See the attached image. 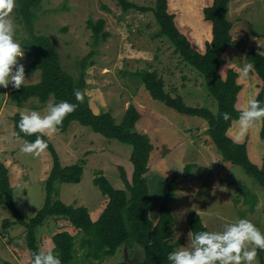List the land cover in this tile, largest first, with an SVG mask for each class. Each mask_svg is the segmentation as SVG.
Masks as SVG:
<instances>
[{
  "label": "rangeland",
  "instance_id": "1",
  "mask_svg": "<svg viewBox=\"0 0 264 264\" xmlns=\"http://www.w3.org/2000/svg\"><path fill=\"white\" fill-rule=\"evenodd\" d=\"M129 1L150 8L156 4V0ZM208 2L210 0H170V9L178 14L180 28L187 33L198 51L205 48V41L209 37V27L200 14L201 7ZM38 14L36 33L52 41L61 56L63 68L75 78L80 75V61L91 52L92 31L88 29V22L99 19L106 21L105 30L111 36L99 47L93 59L95 63L87 71L86 93L96 114L111 112L117 123H121L130 105L136 106L143 115L136 129L148 135L154 146L150 161L154 195L152 217L156 204H162L165 200L168 188L166 180L177 176L176 198L170 205L176 223L173 226V242L180 244L177 249L188 242L191 230L187 217L191 213H198L209 231L220 230L225 222L236 218H247L264 231V187L242 167L224 159L210 141L209 127L204 120L180 115L154 100L140 81L130 75L140 69L156 71L164 79L166 91L173 97L182 96L190 107H205L214 113L218 111L203 77L174 54L173 47L166 39L157 37L159 26L152 13L137 10L124 13L115 0H44ZM13 15L19 31L24 34L23 27L16 19L15 9ZM259 42L238 54L225 55L223 75L233 66L238 67L234 70L239 73L242 66L249 63L247 57L251 51L257 49L264 53V46ZM32 60L26 54L20 60L25 65L26 85L40 81V73L31 75L27 71ZM239 83L243 90L237 106L241 110L250 97L256 98L259 81L252 73L248 79H240ZM11 88V85L8 88L0 87V162L9 170L14 191L13 203L23 220L30 222L45 204L46 180L54 162L48 149L38 157L20 153L24 141L15 136L14 117L22 111L31 110L45 114L46 106L53 104L54 99L46 105L33 99L24 108H19L11 101ZM237 127L235 122L229 131L233 140ZM261 128L262 122L239 142L247 143L251 160L260 167L264 164ZM47 137L53 143L62 166L82 161L85 165L80 184L55 185L54 202L86 207L92 220L98 221L108 204V198L94 185V180L102 176L115 189H125L120 168L127 171L131 180L134 170L131 148L109 140L78 122L66 133L58 130ZM189 165L194 168L186 177L185 169ZM5 220L14 222L15 217L7 207L2 206L0 264H30L32 256L27 243V230L19 224L7 229ZM64 231L75 237V249L78 251L71 264H141L145 259L144 249L137 244L124 246L115 256L102 261L88 259V251L80 250L84 233L64 218H49L36 230L38 249L54 251L53 237ZM257 261L261 264L258 257Z\"/></svg>",
  "mask_w": 264,
  "mask_h": 264
},
{
  "label": "trees",
  "instance_id": "2",
  "mask_svg": "<svg viewBox=\"0 0 264 264\" xmlns=\"http://www.w3.org/2000/svg\"><path fill=\"white\" fill-rule=\"evenodd\" d=\"M43 1L17 0L16 19L27 37L23 40V47L25 54L33 59L27 71L31 75L40 73V81L22 86L19 90L11 88V101L19 108H24L33 99L38 100L42 105H46L52 98L53 104L61 100L78 104L76 110L64 119L63 125L58 130L66 133L74 123L78 122L109 140L130 147L131 162L134 167L133 177L130 180L127 171L120 168V177L125 186L123 190L115 189L105 177L101 176L94 180V185L99 188L104 197L108 198V204L102 215L98 221L94 222L86 207L67 205L62 201L54 202L55 185L57 183L80 184L85 165L82 161L74 165L62 166L53 143L45 136L44 139L48 143L47 149L53 157L54 164L46 180L45 204L30 222H25L16 209L13 203L14 191L9 170L0 162V207H7L15 217L14 222L5 220V227L8 229L11 225L19 224L27 230V243L31 256L38 250L36 230L49 218H64L75 229L84 233L80 250L88 251V259L102 261L107 257L115 256L124 246L131 247L137 244L145 251V259L141 264H169L168 253L180 246L179 243L173 242L175 217L170 207L176 198L177 176L174 175L166 180L167 194L160 205L158 220L153 221L150 210L152 197L149 181L152 177L150 161L154 146L148 135L136 129L143 115L136 106L130 105L121 123H117L111 112L96 114L86 93L87 71L94 65L93 59L99 47L111 36L105 30L106 21L99 19L88 22V29L92 31L91 52L80 61V75L75 78L63 68L61 56L52 41L47 36L38 35L35 31L36 21L40 17L38 11ZM115 1L124 13L137 10L154 15L159 26L157 37L166 39L173 47L174 54L203 77L210 96L217 103L218 111L214 113L205 107H190L185 104L182 96L173 97L166 91L165 81L156 71L140 69L130 75L140 81L154 100L180 115L204 120L209 127L210 141L224 159L232 165L242 167L249 176L264 187V164L260 167L251 160L247 143H234L229 136V131L240 111L237 105L243 90L242 85L237 83L236 70H228L227 74L222 75L221 78L222 68L226 64L225 55L230 49L239 48L243 43L241 39H236L231 34L233 23L228 18V7L234 0H213L212 4L201 7L203 21L210 23L212 27V38L205 41L204 52L196 50L190 37L180 28L177 21L178 14L170 9V0H156L153 8L138 6L129 0ZM247 59L254 65L253 74L259 81L256 99L264 105V55L252 51L248 53ZM74 89H80L86 93L83 103L76 101ZM224 112L231 115L230 121L223 120L221 114ZM19 120L20 115L17 114L14 117L16 138L22 139L24 143L34 141L35 135L26 136L19 132ZM260 136L264 141V121H262ZM193 168L194 166H187L184 175L189 177ZM254 200L256 201V197ZM187 223L193 232L209 231L198 213L189 214ZM53 243L54 252L59 254L62 264H71L78 252L75 249V237L69 232H60L54 235ZM257 257L261 260V264H264V251H258Z\"/></svg>",
  "mask_w": 264,
  "mask_h": 264
},
{
  "label": "clouds",
  "instance_id": "3",
  "mask_svg": "<svg viewBox=\"0 0 264 264\" xmlns=\"http://www.w3.org/2000/svg\"><path fill=\"white\" fill-rule=\"evenodd\" d=\"M16 6L17 0H0V87L11 85L19 90L26 86L27 80L25 65L20 62L25 55L23 40L27 37L19 31L14 19ZM253 71L252 63L244 64L238 73L237 83L240 79H248ZM222 75L223 71L221 78ZM85 95L80 89H74L76 101L83 103ZM77 107L78 104L61 100L47 105L45 114L38 110L20 112L19 132L36 136L34 141H26L21 146L20 153L40 156L48 147L44 137L56 134L64 119ZM221 115L225 121L232 119L228 112ZM262 121L264 105L255 97H250L236 118L238 127L234 143L242 141ZM258 251H264V231L247 218H236L225 222L220 230L190 231L187 244L169 252L167 260L169 264H258ZM30 264H62V259L52 250L38 249L33 253Z\"/></svg>",
  "mask_w": 264,
  "mask_h": 264
},
{
  "label": "crops",
  "instance_id": "4",
  "mask_svg": "<svg viewBox=\"0 0 264 264\" xmlns=\"http://www.w3.org/2000/svg\"><path fill=\"white\" fill-rule=\"evenodd\" d=\"M212 2L213 0H210V2L208 3L212 4ZM200 14L203 17L201 11ZM228 18L233 23V29L231 33L236 39H241L243 43L239 48L230 49L226 55L231 56L232 53L238 54L241 51L245 50L246 47H250L254 43L257 44V41H260L259 45H261L262 47L264 46V0L231 1L228 7ZM205 24L209 27L208 39L210 40L212 38V27L210 23H205ZM255 50L262 53L260 50L257 49ZM204 51L205 48H202L201 52ZM262 54L264 55V53ZM232 69H238V67L233 66ZM149 185H150V192L152 197V202H151V207H152L154 201V195H153V184L151 179L149 181ZM159 204L161 203L159 202ZM159 204H156L153 217L151 216V219L155 222L159 218V209H160Z\"/></svg>",
  "mask_w": 264,
  "mask_h": 264
}]
</instances>
